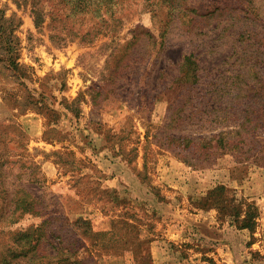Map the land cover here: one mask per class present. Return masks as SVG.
Masks as SVG:
<instances>
[{
  "label": "rangeland",
  "instance_id": "rangeland-1",
  "mask_svg": "<svg viewBox=\"0 0 264 264\" xmlns=\"http://www.w3.org/2000/svg\"><path fill=\"white\" fill-rule=\"evenodd\" d=\"M112 2L101 19L77 0H0V264H38L14 254L47 217L44 264H141L128 219L146 264H264V132L256 143L241 126L247 109L264 125V63L251 67L242 37L260 26L264 0ZM190 53L200 75L188 85L190 117L167 126ZM178 128L213 138L208 160L175 154L167 140ZM227 129L235 150L212 137ZM23 193L45 217L14 211ZM255 207V227L241 228ZM79 218L103 234L85 233Z\"/></svg>",
  "mask_w": 264,
  "mask_h": 264
},
{
  "label": "trees",
  "instance_id": "trees-1",
  "mask_svg": "<svg viewBox=\"0 0 264 264\" xmlns=\"http://www.w3.org/2000/svg\"><path fill=\"white\" fill-rule=\"evenodd\" d=\"M94 2L95 0L94 1L93 0H77V6H78V9L82 11V13L91 14L92 17H96V18L100 17L101 19L104 18L103 14L109 13L110 11L114 9L112 0H108L106 2L103 1L97 5V10L98 11L100 10V11L97 14L93 15L92 13H90V11H92V7H94L92 6L94 5ZM102 7H107V8L103 10ZM41 8L42 6H38L35 4L34 13L36 16L37 23H38V18H40L41 15L43 14V12L41 11ZM93 11L95 13V8L93 9ZM260 23H261L260 24L261 27L255 25L253 29H245L242 34V37L245 38L246 41L250 42L248 43V45L252 49V52L248 53L249 55H253V57L251 56L253 60L251 63V67L264 63V40L260 38L264 34V19H261ZM181 65H182V69H181L182 75H181L180 85L182 86L178 90L176 100L182 99L183 101L177 111H174V105L176 103V100L175 101L173 100L170 103V106H169L170 121L167 123V126L172 123L175 125L176 128L180 127V125L182 124V121L185 122L190 117V115L187 114L186 112L187 111L186 105L190 103L192 100L189 96L190 95L189 93L191 90L189 89L188 85L190 84L194 86V84L200 81V75L198 72L199 65L196 59V55L194 53L185 55L184 60ZM253 71H254L253 75H254V78L256 79V83H260L261 78L259 76L258 70L254 69ZM236 78L239 80V82L240 81L244 82L246 86L248 87L251 86L250 81L252 79L249 73L237 72ZM261 95L262 93L259 90H257L256 93L253 94V97L259 96L258 99H261ZM262 111L264 113V109ZM246 114H247L246 118L242 122L241 126L246 127V125H248L247 127H249L250 129L249 137L252 140H254L256 143H258L259 142L258 136L263 134L264 132V125L261 126L260 124L254 123V120L259 115V112L257 114L255 110L250 111V109H247ZM258 128L261 130H258ZM179 131L180 129L178 128L176 135L169 136L170 140H167V142H170V144L172 145L173 151H175V154L178 155L179 158H181L185 163L189 165H194V166H197L196 161L198 160H200L201 161L200 164H202L204 160L209 159V150L211 147H213L212 143L214 142L213 138L207 139V136H204V137H201L199 140H196L195 138L189 135H186V134L180 135ZM232 132L233 130L227 129L218 134H214L212 137L219 136L218 142L221 144L222 149L225 148V151L226 150L231 151L237 148V144H235L234 140L229 136V135L232 136L231 134ZM210 145L211 147L207 148V146H210ZM196 148H199L201 152L197 153L195 150ZM239 149L240 151H242L243 154H247L252 150V148H247L246 150H242V148H239ZM259 149L261 152L262 149L261 148ZM225 151L223 153H226ZM225 188L226 187L224 185H218L209 191V196H215L218 194H222ZM27 195L29 194L23 193L22 195L17 197L15 201H13L15 203L14 211L19 210L22 214L29 212L32 214H37L42 217H45L43 211L39 208L37 204V200L34 197L32 198L30 195L29 196ZM256 216H257V208L255 207L253 214L250 213L248 219L243 218L242 220L239 221L240 227L249 228L250 230H253L256 224V220H254ZM16 221L17 219L14 220L13 222H16ZM129 221H130L129 219L122 220L125 226L131 227L132 229H136V237H135L136 240L127 242V248L133 245V247L129 248V250H132L134 251V253H136L135 261L140 262L141 264H146L147 262L145 261V255L144 253H142L141 248L139 249V251L134 248V247L140 246L142 242H144L140 238V228H139L140 225H138L137 223H131ZM48 223H50L49 218L48 217L43 218L42 223L38 225L37 228L32 227L30 230L21 233L20 239L21 241H23V244L22 246H20V248H18L17 252H15L14 254L15 258H28L29 261H35L36 259L39 262L38 264H42V263L44 264V261L42 259V257H44V254H43V248H41V244H42L41 239L44 236V233L47 232L46 230H47ZM87 223L88 222L85 219L79 218L74 223V225L81 226V228H83V231L91 236L103 234L102 232L97 233V232L89 231ZM113 225L115 226V224ZM51 231L52 230H50V233H53L55 230H53L52 232ZM35 232H37V236ZM66 259L69 260V257H66L64 260H61L60 263L63 264ZM58 262L56 264H58ZM76 263L82 264L80 262H76Z\"/></svg>",
  "mask_w": 264,
  "mask_h": 264
},
{
  "label": "crops",
  "instance_id": "crops-1",
  "mask_svg": "<svg viewBox=\"0 0 264 264\" xmlns=\"http://www.w3.org/2000/svg\"><path fill=\"white\" fill-rule=\"evenodd\" d=\"M132 180L135 181L136 179H135V178H132ZM135 185H138L137 187H138L139 189H141L142 191L144 190V186H143V184L140 183L139 181H137V184H135Z\"/></svg>",
  "mask_w": 264,
  "mask_h": 264
}]
</instances>
